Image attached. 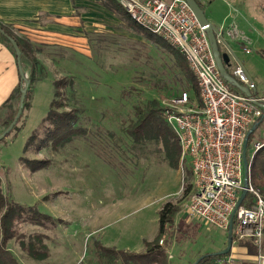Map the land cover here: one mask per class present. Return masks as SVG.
Returning <instances> with one entry per match:
<instances>
[{"label": "rangeland", "instance_id": "rangeland-1", "mask_svg": "<svg viewBox=\"0 0 264 264\" xmlns=\"http://www.w3.org/2000/svg\"><path fill=\"white\" fill-rule=\"evenodd\" d=\"M79 1L81 5L85 2V7L76 8V13L88 18L79 23L83 33L87 30L86 39L76 42L69 38L75 44L67 47H49L24 39L35 53L40 51L39 59L35 56L41 70L34 93L29 95L32 108L23 111L18 129L0 141V179L8 201L34 207L48 217L47 221L40 220V225L18 224L16 228L25 236L45 235L49 258L34 261L11 241L8 247L13 256L19 264H99L101 248L143 253L145 244L158 235L159 212L166 203L179 208L174 227L167 226L162 238L169 264H194L200 255L223 250L225 233L188 223L184 218L183 206L192 185L189 160L177 163L162 142L137 143L123 132L133 105L159 96L169 103L182 94L172 56L130 31L119 19L114 20L112 13L102 11L99 0ZM228 2L237 9L245 3L248 17L260 20V37L255 33L253 39L248 37L260 39L264 45V0H214L208 8L214 19L224 18ZM253 3L260 4L263 13L248 7ZM96 21L104 29L89 31ZM59 40L55 38L54 42ZM250 51H236L240 59L236 62L244 63L256 76L259 95H264V53L254 46ZM62 78L72 80L74 85L64 87L59 100L64 110L77 111L76 127L83 132L54 150L42 129L53 100V82ZM191 103L199 105L194 99ZM5 111L4 118L3 110L0 112L1 125L7 120ZM256 143H264V119L249 140V154ZM27 144L29 150L24 154ZM40 144L45 148L36 152L34 147ZM22 156L47 161L49 166L36 178H23L18 169ZM227 261L234 264L230 257Z\"/></svg>", "mask_w": 264, "mask_h": 264}, {"label": "built area", "instance_id": "built-area-1", "mask_svg": "<svg viewBox=\"0 0 264 264\" xmlns=\"http://www.w3.org/2000/svg\"><path fill=\"white\" fill-rule=\"evenodd\" d=\"M116 2L138 27L177 49L197 81L200 106L192 104L187 93L169 103L163 101L167 109L166 122L181 148L180 164L186 159L190 162L192 185L183 215L188 223L203 224L227 233L231 214L243 191L244 138L263 117L264 98H248L235 92L223 80L207 35L185 0ZM195 2L204 3V0ZM224 36L241 41L242 51L250 54V41L236 27L216 29L218 43ZM232 75L249 92L255 91L254 81L238 61L232 68ZM263 146L264 143H256L253 155ZM249 169L248 165L246 193L251 196V204L244 206V198L236 209L233 235L237 241L250 240L261 248L264 196L251 186ZM159 244L163 245V239ZM257 261L264 264V257L258 256Z\"/></svg>", "mask_w": 264, "mask_h": 264}, {"label": "trees", "instance_id": "trees-1", "mask_svg": "<svg viewBox=\"0 0 264 264\" xmlns=\"http://www.w3.org/2000/svg\"><path fill=\"white\" fill-rule=\"evenodd\" d=\"M101 7L109 13L115 15L130 31L142 36L156 47L166 49L173 58L174 68L176 70V79L183 89L182 93H187L190 100H197L199 103V90L197 81L191 72L185 57L177 50L172 48L167 42L161 38L154 36L130 20L125 11L116 2V0H99ZM214 0H204V3H197L199 7L204 10L205 4H210ZM0 29L4 31L5 35L13 39L20 51V65L22 71L29 82V88L26 94L23 110H28L30 107L29 95L38 81L40 74V63L36 59L35 51L29 43L23 38L14 37L9 30L0 25ZM0 42H2L15 56L14 49L5 36L0 34ZM16 58V56H15ZM233 77L230 68L226 69ZM72 80L65 81V78L57 79L53 82L54 94L53 100L49 107V112L44 120L42 131L48 135L51 142V148L55 150L64 143L71 140L73 137L80 135L83 131L76 127L78 122L77 111L70 109L66 111V107L59 100L63 96V89L66 86H73ZM22 83L13 90L7 101L3 104V110H7V120L2 124L4 132L13 122L17 110ZM233 89V88H232ZM235 92H239L233 89ZM167 98L159 96L150 99L145 103L139 102L132 107V117L124 123L123 132L134 142L142 141H156L162 142L168 152L174 154L176 162L180 163L181 148L177 137L173 130L166 122L167 109L163 105V101ZM23 113V111H22ZM13 127L12 131L17 130L20 119ZM11 131V132H12ZM1 132V133H2ZM36 134L32 136V140ZM251 139V138H250ZM49 143V142H46ZM45 143V144H46ZM44 144V145H45ZM29 145L24 148V154L28 152ZM41 144L34 147L35 151H40L45 148ZM249 148V143H248ZM252 156V157H250ZM247 160L249 165V181L251 186L264 196V146L256 153L249 154L247 149ZM21 164L31 173L45 170L49 163L42 160H28L25 157L19 159ZM191 176V174H190ZM2 181L0 179V264H19L12 252L8 248V244L14 241L19 249L25 253L29 258L37 262H44L49 258V248L46 243V236L40 233H33L25 236L17 231L18 224L40 225L41 221H47L48 217L39 213L34 207H24L7 200L2 194ZM189 192V191H188ZM187 192V193H188ZM250 195L245 197L243 205L248 207L251 204ZM179 213V208L176 204L166 203L159 212V232L157 237L152 242L145 244V251L139 254H124L123 252H116L115 250L101 248L99 254V264H169L167 249L160 245V241L164 238L169 227H174L175 218ZM179 227V226H178ZM234 229V227H233ZM233 245L244 248L248 256L257 258L264 257V240L261 248H257L250 240L237 241L234 238ZM172 237V235H171ZM225 240H227V233H225ZM166 245L168 246L167 242ZM165 245V246H166ZM203 257L197 264H227V255L206 254L200 255ZM123 258V259H122Z\"/></svg>", "mask_w": 264, "mask_h": 264}, {"label": "crops", "instance_id": "crops-1", "mask_svg": "<svg viewBox=\"0 0 264 264\" xmlns=\"http://www.w3.org/2000/svg\"><path fill=\"white\" fill-rule=\"evenodd\" d=\"M78 1L79 0H0V25L11 31V33L17 34V36H20L21 38L24 36L23 39H26L28 41H39L41 42V44L48 45L49 47H67L75 44L72 43L70 39H76V42H79L80 40L83 41V39H86L87 36V30H84L83 33L81 27H79V23L87 22L88 18L85 15L76 13V11H78L76 8L80 9V7H85V2L83 5H81L79 4L80 1ZM210 4H208L209 6L207 7V10L204 8L203 11L207 20L210 24L213 25L215 29L234 26L244 37H246L250 41L249 49L253 48L254 46L257 52H260V54L264 53V45L261 44L260 39L256 41L250 39L252 38L253 33L258 35L259 32L262 33V27L260 25L259 19H256V17H252L250 19L248 17L245 12V8L247 6L245 5V3L241 2V5L243 7H240L241 9H237V5H233L230 2L226 3L228 12L221 21L220 19H214V17H212V13L208 11V8L212 5ZM249 5L250 6L248 7H251L252 10L256 13H263L262 9L260 8V4L253 3ZM100 9L107 13V11L103 8ZM108 14L110 13L108 12ZM113 19H116L118 21V18L116 16H113ZM251 21L256 22V24H253ZM106 26L110 28L109 25ZM91 27H93V29H90L89 31L92 30V32H94L98 27L101 30L102 28L104 29L105 26L96 21V24ZM73 30H75L76 33H72ZM55 38L62 40H59L57 43H55ZM242 45L243 43L241 41L232 40L225 36L223 37L222 42L219 43L221 54H227L230 57V71H232L236 60L239 59L237 57L236 51H239L240 53L243 52L241 49L243 47ZM35 54L39 59L40 51L37 50ZM234 60L235 63H233ZM239 63L246 70L245 64L241 62ZM246 72L255 82L254 78H256V76L253 73H249L247 70ZM19 82L20 77L18 73L16 58L13 53H11V51L2 42H0V112L1 110H3V104L7 101L13 90H15V88L19 85ZM34 87L31 91V95L34 93ZM254 92L256 94V97L264 98V95H259V91L256 85ZM31 108L32 104L30 103V107L28 110H30ZM2 113L4 118V115L6 114L5 109ZM0 126L2 125L0 124ZM2 167L4 168V165ZM18 169L21 172L23 178H25L26 175H29L31 178H36L38 172H41L38 171L36 173H31L26 168H24V166L21 165L20 162H18ZM9 250L11 251V249ZM230 253L231 256L229 257L230 259H233L234 264H260L257 261V258L248 256L244 248L232 245ZM229 257L227 258V260L229 259ZM227 264H230V262L227 261Z\"/></svg>", "mask_w": 264, "mask_h": 264}, {"label": "water", "instance_id": "water-1", "mask_svg": "<svg viewBox=\"0 0 264 264\" xmlns=\"http://www.w3.org/2000/svg\"><path fill=\"white\" fill-rule=\"evenodd\" d=\"M185 1L188 4V6L190 7V9L192 10V12L194 13L200 27L202 28V30L207 35V38L209 40L211 50H212V53L214 55L219 73H220L221 77L223 78V80L230 87L239 91L240 93H242L246 97H248V98L254 97L256 95L255 92H252V93L249 92L245 87L241 86L227 72L226 69L230 67V61H231L230 57L227 54H221V52L219 50V43H218V40L216 38V29L213 27L212 24L209 23V21L207 20V18L205 16L204 11L199 7V5L197 4V2H195V0H185ZM0 34H2L3 36H5L7 38V40L10 42V44L12 45V47L14 49L16 61H17L18 73H19L20 81L23 85L21 92H20L17 114H16L13 122L10 124V126L2 134H0V141H1L4 137H6L12 131L13 127L15 126V124L17 123V121L19 120V118L22 114L26 94H27V91L29 88V82L27 81V79H26V77L22 71V68L20 65V51H19L15 41L13 39H11L9 36L5 35L4 31H2L1 29H0ZM263 117H264V111H263ZM263 117L261 118V120L259 122L254 124L248 130V132L245 135L244 142H243V148H242V161H243V171H244L243 191L241 192V195H240L239 200L235 206V209L231 214V222H230V226H229V229L227 232L226 246L223 250L215 253L217 255H227V254H230V252H231L232 245H233L232 232H233L234 214H235L236 209L241 205L242 201L244 200V198L247 195L246 189H247V184H248V160H247L248 143H249V140H250L253 132L256 130V128L259 126V124L262 122ZM202 258L203 257L199 258L194 264H197Z\"/></svg>", "mask_w": 264, "mask_h": 264}]
</instances>
